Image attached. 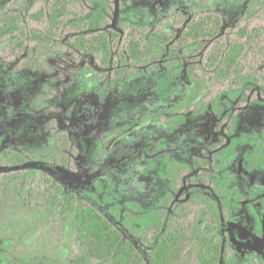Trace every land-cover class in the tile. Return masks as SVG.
Returning a JSON list of instances; mask_svg holds the SVG:
<instances>
[{
	"label": "rangeland",
	"instance_id": "rangeland-1",
	"mask_svg": "<svg viewBox=\"0 0 264 264\" xmlns=\"http://www.w3.org/2000/svg\"><path fill=\"white\" fill-rule=\"evenodd\" d=\"M51 1L0 0V16L18 12L33 25L28 15ZM257 1L83 0L76 19L87 22V33L177 34L203 4L220 16L228 45ZM253 26L264 27V14ZM72 35L65 26L61 39ZM10 40L0 45V161L16 151L27 162H0V172L44 171L102 213L145 264L178 204L203 194L219 215V264H264V59L212 85L210 39L155 46V56L122 76L113 74L116 51L102 65L89 53L34 42L17 50ZM6 216L0 264L64 263L69 227L53 230L51 216L22 195L10 226Z\"/></svg>",
	"mask_w": 264,
	"mask_h": 264
},
{
	"label": "trees",
	"instance_id": "trees-1",
	"mask_svg": "<svg viewBox=\"0 0 264 264\" xmlns=\"http://www.w3.org/2000/svg\"><path fill=\"white\" fill-rule=\"evenodd\" d=\"M83 0H52L28 17L26 24L18 12L0 16V45L10 40L13 49L20 50L28 42L42 49L63 47L76 53H89L102 65H107L113 52L119 57L115 76L130 74L138 63L157 54L155 46L186 45L200 39L213 40L207 53L206 68L210 84L225 82L235 69L251 61L264 59V27L253 26L255 19L264 14V0L250 6L228 45L219 34L220 16L210 7L200 4L204 12L185 22L179 33L142 30L128 27L124 34L115 30L85 32L87 22L76 19L77 7ZM65 26L73 35L64 40ZM196 89L203 82L196 77ZM63 147L67 136L58 134ZM2 165L18 167L27 158L12 152L1 159ZM20 195L39 206L52 218L53 230L69 227L71 248L63 264H145L134 245L94 206L65 194L62 185L39 169L17 168L0 172V231L2 217L11 225L10 215L20 207ZM219 215L211 200L203 194H193L179 203L169 218L155 245L148 252L147 264H219L222 240L219 234ZM142 241L145 236H140Z\"/></svg>",
	"mask_w": 264,
	"mask_h": 264
}]
</instances>
